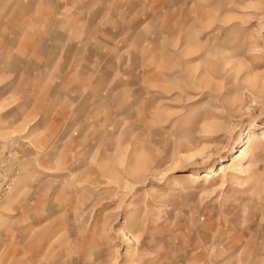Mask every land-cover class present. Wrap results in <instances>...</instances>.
<instances>
[{"label": "rangeland", "instance_id": "1", "mask_svg": "<svg viewBox=\"0 0 264 264\" xmlns=\"http://www.w3.org/2000/svg\"><path fill=\"white\" fill-rule=\"evenodd\" d=\"M0 264H264V0H0Z\"/></svg>", "mask_w": 264, "mask_h": 264}]
</instances>
